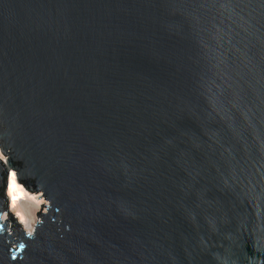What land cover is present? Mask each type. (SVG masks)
I'll list each match as a JSON object with an SVG mask.
<instances>
[{"label":"water","instance_id":"95a60500","mask_svg":"<svg viewBox=\"0 0 264 264\" xmlns=\"http://www.w3.org/2000/svg\"><path fill=\"white\" fill-rule=\"evenodd\" d=\"M0 152V264H264V0H0Z\"/></svg>","mask_w":264,"mask_h":264},{"label":"rangeland","instance_id":"374dc122","mask_svg":"<svg viewBox=\"0 0 264 264\" xmlns=\"http://www.w3.org/2000/svg\"><path fill=\"white\" fill-rule=\"evenodd\" d=\"M0 159H4V156L1 154V152ZM17 186L20 191L23 192L22 197L16 200V205L10 203L11 193L9 191L5 192V195H8L7 211L16 221V223L20 225L22 231L31 232L33 230V226L39 220L36 215L41 210L40 206L44 204L41 210V213H44L47 202L43 198L38 199L40 193H29L26 189H23V187L21 188V186ZM18 214L22 216L24 222L20 221ZM0 219L5 222L8 219L7 214L2 213L0 215Z\"/></svg>","mask_w":264,"mask_h":264},{"label":"bare ground","instance_id":"6f19581e","mask_svg":"<svg viewBox=\"0 0 264 264\" xmlns=\"http://www.w3.org/2000/svg\"><path fill=\"white\" fill-rule=\"evenodd\" d=\"M17 182L15 180V176L13 173L10 174V181H9V186L7 191H9L11 193V198H10V203L16 205V200H18L20 197H22V192L20 191V189L17 186ZM22 188V187H21ZM24 189V188H23ZM22 190V189H21ZM8 194V193H7ZM11 204V205H12ZM18 217L20 219L21 222H24L22 216H20L18 214ZM30 233V232H28Z\"/></svg>","mask_w":264,"mask_h":264},{"label":"trees","instance_id":"16d2710c","mask_svg":"<svg viewBox=\"0 0 264 264\" xmlns=\"http://www.w3.org/2000/svg\"><path fill=\"white\" fill-rule=\"evenodd\" d=\"M4 198V190L3 188L0 189V199H3ZM10 220L12 221V224H13V228L14 229H19L18 225L16 224V221L14 219H12L11 216H9Z\"/></svg>","mask_w":264,"mask_h":264},{"label":"snow or ice","instance_id":"6c2138e0","mask_svg":"<svg viewBox=\"0 0 264 264\" xmlns=\"http://www.w3.org/2000/svg\"><path fill=\"white\" fill-rule=\"evenodd\" d=\"M21 246H23V245H21Z\"/></svg>","mask_w":264,"mask_h":264}]
</instances>
